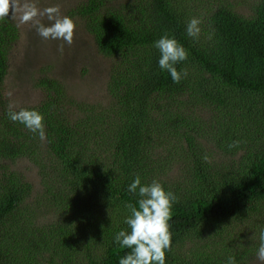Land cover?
<instances>
[{
  "label": "trees",
  "instance_id": "obj_1",
  "mask_svg": "<svg viewBox=\"0 0 264 264\" xmlns=\"http://www.w3.org/2000/svg\"><path fill=\"white\" fill-rule=\"evenodd\" d=\"M193 2L69 7L112 64L111 109L89 116L95 109L83 106L81 123H67L66 89L41 76L40 103L14 110L44 115V141L8 119L12 100L3 87L20 33L9 17L0 19V264H118L129 250L113 237L139 198L127 191L137 175L175 194L167 264H228L230 257L245 264L255 256L264 229V0L254 1L248 18L221 1L197 16ZM193 17L202 21L196 39L185 31ZM165 34L188 52L176 65L187 72L179 84L158 66L153 43ZM161 139L164 148L152 146ZM23 161L40 179L34 203L32 184L17 169Z\"/></svg>",
  "mask_w": 264,
  "mask_h": 264
},
{
  "label": "rangeland",
  "instance_id": "obj_2",
  "mask_svg": "<svg viewBox=\"0 0 264 264\" xmlns=\"http://www.w3.org/2000/svg\"><path fill=\"white\" fill-rule=\"evenodd\" d=\"M81 1L40 0L38 6L43 9L59 5L61 15H67L69 7ZM126 1L131 2V0ZM219 1L228 5L234 13L241 17L252 16L255 0H194L192 6L188 7L195 11L197 9V14H199L197 16H201L200 9H210ZM18 16L19 14L16 18L11 19L10 11L9 19L15 23L20 33L16 45L9 54V68L3 87V94L12 100L11 104H14L15 108L39 104L42 99V90L35 86V80L41 76H47L59 81L61 87L66 89L64 101L66 108L60 110L65 114V117L62 116L66 122L81 123L82 114H84L81 111L83 106H92L95 109L89 111V116L102 110H110L111 100L107 96L106 88L112 64L109 59L101 57L96 52L93 39L84 30L81 22L74 18L77 27L73 43L68 45L59 40H43L31 22L20 24ZM40 19L44 24L49 23L46 17ZM200 124L204 125V121ZM162 141L164 139L155 140L152 146L159 143L164 148L166 144ZM17 169L32 184L29 203H34L39 199L42 191L37 168L23 161L19 163ZM173 175H176V171H173ZM45 194L43 195L46 197ZM51 215L50 213L48 216ZM54 222H56L55 219L47 221L39 227L51 226ZM49 239L54 242L53 238ZM245 264H259V261L254 256Z\"/></svg>",
  "mask_w": 264,
  "mask_h": 264
},
{
  "label": "clouds",
  "instance_id": "obj_3",
  "mask_svg": "<svg viewBox=\"0 0 264 264\" xmlns=\"http://www.w3.org/2000/svg\"><path fill=\"white\" fill-rule=\"evenodd\" d=\"M39 2L40 0H0V19L8 18L11 11V19L19 14V23L31 22L43 40H59L71 45L77 27L74 19L61 15L59 5L41 9ZM42 17H46L49 23H42ZM201 23L199 18H191L185 27L187 36L198 38ZM153 47L159 51L160 70L167 72L173 83L179 84L187 77L186 71L176 67L188 59L187 50L177 39L165 34L154 41ZM14 108L15 105L10 103L8 119L23 125L44 141L47 138L44 115L37 109ZM127 191L139 198L135 204L126 206L128 212L123 222L127 228H122L113 237L114 244L129 250L119 257L118 264H167L166 253L171 252L173 244L170 220L176 202L175 194L166 190L159 180L144 183L139 175L127 186ZM258 240L255 256L259 264H264V229L259 232ZM228 264H235L234 258L230 257Z\"/></svg>",
  "mask_w": 264,
  "mask_h": 264
}]
</instances>
